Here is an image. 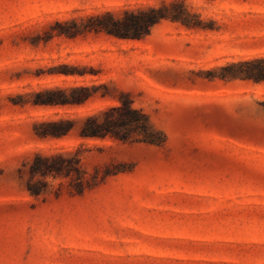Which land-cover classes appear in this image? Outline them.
I'll return each mask as SVG.
<instances>
[{"label":"rangeland","instance_id":"374dc122","mask_svg":"<svg viewBox=\"0 0 264 264\" xmlns=\"http://www.w3.org/2000/svg\"><path fill=\"white\" fill-rule=\"evenodd\" d=\"M150 8L142 39L90 29ZM254 60L264 0H0V264H264V81L224 77ZM123 102L161 145L80 135Z\"/></svg>","mask_w":264,"mask_h":264},{"label":"trees","instance_id":"16d2710c","mask_svg":"<svg viewBox=\"0 0 264 264\" xmlns=\"http://www.w3.org/2000/svg\"><path fill=\"white\" fill-rule=\"evenodd\" d=\"M126 16L130 19H119L113 14L99 15L92 19L96 22L92 28V31L97 33H105L109 36L116 37L123 40H139L142 39L149 30L160 23L163 19H167V16L162 9L150 8L138 12H125ZM173 21H180L187 25V22L183 14H174L170 17ZM264 64V60H254L248 62H242L235 65H231L230 68L238 69V72L228 74L224 76L225 79H241V80H253L255 82L264 81V68L257 67ZM63 94V93H62ZM64 95V94H63ZM83 100L70 101L66 98L49 100L50 104H73L82 103ZM77 101V102H76ZM117 113L118 116H109L111 113ZM107 116L103 121L101 117L92 116L83 121L84 126L81 128L80 135L85 138H102L108 137L120 140L124 143L128 142L131 138L132 131H137L142 138L141 142L161 145L163 140L158 138V132H156L151 126L147 116L140 111L133 109L131 104L123 102V105L118 108H114L107 113ZM109 116V117H108ZM53 129L47 130L38 134L42 138L54 137L62 138L68 135L74 128V126H66L63 122L53 123ZM79 165L75 162H70L63 156L42 157L37 156V163L32 168L34 175L40 174L42 176H55L61 175L63 172L69 170L75 171L79 176L81 171Z\"/></svg>","mask_w":264,"mask_h":264}]
</instances>
